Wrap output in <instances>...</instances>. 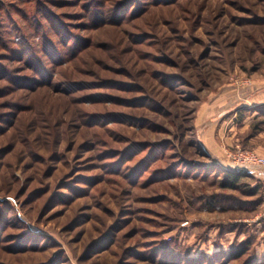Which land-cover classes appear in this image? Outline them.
<instances>
[{"label": "rangeland", "instance_id": "rangeland-1", "mask_svg": "<svg viewBox=\"0 0 264 264\" xmlns=\"http://www.w3.org/2000/svg\"><path fill=\"white\" fill-rule=\"evenodd\" d=\"M239 148L264 0H0V264H264Z\"/></svg>", "mask_w": 264, "mask_h": 264}, {"label": "built area", "instance_id": "built-area-1", "mask_svg": "<svg viewBox=\"0 0 264 264\" xmlns=\"http://www.w3.org/2000/svg\"><path fill=\"white\" fill-rule=\"evenodd\" d=\"M234 167L238 170H251L255 167H264V155L254 149L239 148L233 154Z\"/></svg>", "mask_w": 264, "mask_h": 264}, {"label": "trees", "instance_id": "trees-1", "mask_svg": "<svg viewBox=\"0 0 264 264\" xmlns=\"http://www.w3.org/2000/svg\"><path fill=\"white\" fill-rule=\"evenodd\" d=\"M234 169L235 170H233L231 173H229L227 181L225 182L226 186L235 185V183L240 180V178H241V176H243V174L255 175L254 172H251L249 170H238L236 168H234Z\"/></svg>", "mask_w": 264, "mask_h": 264}, {"label": "crops", "instance_id": "crops-1", "mask_svg": "<svg viewBox=\"0 0 264 264\" xmlns=\"http://www.w3.org/2000/svg\"><path fill=\"white\" fill-rule=\"evenodd\" d=\"M259 135H261V134H259ZM258 148L260 149V148H262V147H258ZM261 150H262V149H261ZM259 153H260V154H262V155H264V153H262V152H259ZM256 170H257V169L253 168V169H251V170H249V171H251V172H254V173H255V172H256ZM255 174H256V173H255ZM263 233H264V231H263Z\"/></svg>", "mask_w": 264, "mask_h": 264}]
</instances>
